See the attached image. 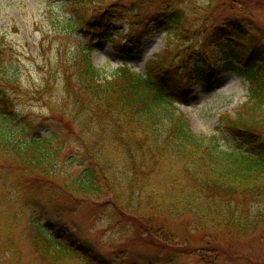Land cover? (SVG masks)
I'll use <instances>...</instances> for the list:
<instances>
[{"label": "trees", "instance_id": "1", "mask_svg": "<svg viewBox=\"0 0 264 264\" xmlns=\"http://www.w3.org/2000/svg\"><path fill=\"white\" fill-rule=\"evenodd\" d=\"M81 1L93 4L96 0ZM125 1L129 0L111 4L140 28L145 21L142 4L130 0L125 8ZM181 5L165 1L149 16L151 23L166 28L169 38L144 75L126 66L105 72L92 64L88 53L70 66V78L67 71L63 81L66 100L58 109L64 119L60 124L77 144L75 156L64 157L67 149L55 137L22 136L5 113L9 98L2 91L0 168L9 159L18 182L36 178L45 193L60 186L83 201L111 196L119 215L145 227L142 240L153 233L164 235L156 231L162 221L186 218L209 236L227 232L247 238L264 227V62L255 56L249 62V54L239 51L245 42L238 29H231L233 42L218 39L210 45L204 37L199 44L193 42ZM201 32L205 34V29L194 31ZM198 51L204 70L192 66ZM237 65L243 67L240 74L247 83V100L233 115L222 116L215 128L227 133L233 143L220 144L215 135H195L174 98H185L200 79L235 72ZM15 77L13 72H1L0 83L14 88ZM78 155L84 160L83 171L72 175L69 169ZM30 220V238L43 264L72 259L80 264H106L90 250L60 243L38 220ZM3 222L7 253L14 264H20L8 231L11 220L0 219V225Z\"/></svg>", "mask_w": 264, "mask_h": 264}, {"label": "rangeland", "instance_id": "2", "mask_svg": "<svg viewBox=\"0 0 264 264\" xmlns=\"http://www.w3.org/2000/svg\"><path fill=\"white\" fill-rule=\"evenodd\" d=\"M114 1L0 0V73L10 71L16 76L14 88L0 83V94L3 91L9 98L5 113L26 138L55 137L67 149L64 157L78 151L60 124L64 119L58 109L66 100L63 81L67 71L70 78L74 61L88 53L92 64L105 72L126 66L144 75L169 38L166 28L151 23L149 16L170 0H137L145 18L140 28L111 4ZM176 1L182 3L193 42L199 44L203 37L210 45L218 39L233 42L231 29H238L245 42L239 51L249 54V62L254 56L264 62V0ZM122 5L128 8L131 1ZM202 28L205 34L194 33ZM201 56L199 51L193 54L192 66L204 70ZM242 71L237 65L235 72L200 79L185 98H174L195 135H215L220 144L233 143L227 133L215 132V128L222 116L233 115L247 100ZM174 84L171 87L178 92ZM8 160L0 168V219L11 220L8 231L20 264H43L30 238L32 218L60 243L90 250L106 264H264V227L247 238L227 232L209 236L196 230L191 218L168 220L157 226L156 231L164 235H146L144 241L140 236L146 233L145 227L132 221L129 225V218L114 210L111 196L83 201L60 186L45 193L36 178L18 182ZM83 161L76 156L69 169L72 175L83 171ZM5 179L8 182L2 185ZM3 228L4 222L0 225V264H14ZM63 264L80 262L72 259Z\"/></svg>", "mask_w": 264, "mask_h": 264}]
</instances>
